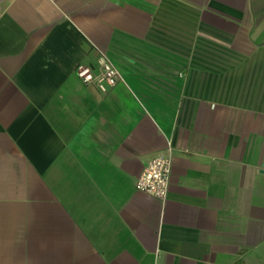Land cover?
Masks as SVG:
<instances>
[{
	"label": "crops",
	"instance_id": "obj_1",
	"mask_svg": "<svg viewBox=\"0 0 264 264\" xmlns=\"http://www.w3.org/2000/svg\"><path fill=\"white\" fill-rule=\"evenodd\" d=\"M0 264H264V0H0Z\"/></svg>",
	"mask_w": 264,
	"mask_h": 264
},
{
	"label": "built area",
	"instance_id": "obj_2",
	"mask_svg": "<svg viewBox=\"0 0 264 264\" xmlns=\"http://www.w3.org/2000/svg\"><path fill=\"white\" fill-rule=\"evenodd\" d=\"M75 72L84 83L95 85L102 93H106L120 78L117 69L105 56L102 57L98 72H94L88 64H78ZM172 155V147L168 143L164 153L148 161L134 182L135 189L164 201L168 194Z\"/></svg>",
	"mask_w": 264,
	"mask_h": 264
}]
</instances>
